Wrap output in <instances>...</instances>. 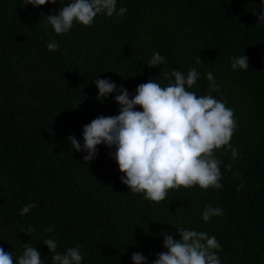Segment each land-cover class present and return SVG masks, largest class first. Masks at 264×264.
Segmentation results:
<instances>
[{"label": "trees", "instance_id": "16d2710c", "mask_svg": "<svg viewBox=\"0 0 264 264\" xmlns=\"http://www.w3.org/2000/svg\"><path fill=\"white\" fill-rule=\"evenodd\" d=\"M60 6L0 0V247L16 258L28 243L52 264L43 243L50 238L61 253L79 246L81 264H133L137 252L152 264L166 251L162 231L179 239L176 228H183L215 236L221 264H264L262 0H117V11L127 8L123 16L101 14L90 27L74 24L57 35L45 15ZM51 41L56 51L47 49ZM157 51L166 63L149 68ZM241 54L248 70L233 71L230 58ZM193 67L200 76L190 90L208 94L211 72L220 88L211 95L234 110L237 122L230 141L237 157L228 148L215 153L221 188L181 187L151 202L121 183L109 155L114 148L97 146L87 164V153L72 149L67 137L83 145L86 124L118 114V93L98 100L94 80L134 95L149 79L165 86L166 72ZM29 203L36 207L21 216ZM209 204L223 215L205 222ZM29 226L36 231L27 233Z\"/></svg>", "mask_w": 264, "mask_h": 264}, {"label": "clouds", "instance_id": "9594fccd", "mask_svg": "<svg viewBox=\"0 0 264 264\" xmlns=\"http://www.w3.org/2000/svg\"><path fill=\"white\" fill-rule=\"evenodd\" d=\"M60 3L56 14H48L46 26L55 34L67 33L74 24L90 27L98 15L123 16L126 7L116 10L117 0H24V5L33 7ZM264 3V0H262ZM257 14V13H254ZM259 23L264 24V9L257 14ZM46 47L56 51L59 44L48 42ZM197 64L203 63L198 57ZM166 63L158 51L147 61L149 68ZM231 69L248 70V58L241 54L230 58ZM198 70L193 67L186 74L173 70L165 73L168 83L162 86L154 79L139 84L135 94L121 86L117 88L108 79L94 80L98 90L97 99L118 93L114 101L119 105L118 114L98 116L82 129L83 145L74 135L67 137L76 152H86L83 160L92 161L97 154V146L103 144L114 148L109 155L115 160L122 173L121 183L132 193L143 194L145 200L159 203L166 199L169 190L198 186L202 190L222 187L220 165L222 161L216 151L228 148L235 159L237 150L230 141L237 127L234 110L218 100L212 92H219L211 72L206 73L209 82L208 94L197 95L191 91L199 79ZM131 95V98H130ZM139 108L140 110H137ZM231 170V165H225ZM34 203L24 205L20 215H26ZM223 215L222 209L206 205L202 219ZM36 229L29 226L27 233ZM54 231L52 227L46 233ZM179 239L171 233L163 232V247L166 251L157 254L152 264H221L217 255L221 245L215 236L196 230L176 228ZM51 255L52 264H81L83 259L79 246L70 247L65 252L57 251L54 239H44ZM133 264H146V257L133 253ZM0 264H44L41 253L30 244H24L22 254L16 258L12 252L0 247Z\"/></svg>", "mask_w": 264, "mask_h": 264}]
</instances>
